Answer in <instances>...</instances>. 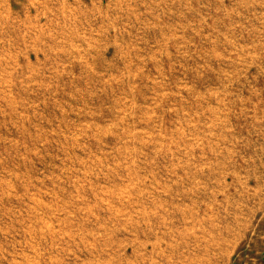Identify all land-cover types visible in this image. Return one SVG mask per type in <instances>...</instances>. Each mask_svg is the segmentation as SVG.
<instances>
[{
    "label": "rangeland",
    "instance_id": "rangeland-1",
    "mask_svg": "<svg viewBox=\"0 0 264 264\" xmlns=\"http://www.w3.org/2000/svg\"><path fill=\"white\" fill-rule=\"evenodd\" d=\"M100 1L0 6V264H264L256 0Z\"/></svg>",
    "mask_w": 264,
    "mask_h": 264
},
{
    "label": "crops",
    "instance_id": "crops-1",
    "mask_svg": "<svg viewBox=\"0 0 264 264\" xmlns=\"http://www.w3.org/2000/svg\"><path fill=\"white\" fill-rule=\"evenodd\" d=\"M15 4L14 14L16 16V23L22 27L28 24L34 26L35 29L43 25L42 19L47 22H51L52 25L57 21V18H61V22L67 19V16L73 15L70 12L64 13V9L67 8L73 10V13L78 15L80 13L85 14L86 3L92 5L101 4L100 0H13ZM12 0H0V6L2 5L7 11L10 10V6L13 3ZM260 8V9H259ZM260 10L261 20L264 19V0H256V11ZM9 12V11H8ZM61 13H64L61 15ZM78 22L83 19L78 17ZM77 28V27H76ZM264 28V24L262 25ZM262 48L264 47V41L261 42Z\"/></svg>",
    "mask_w": 264,
    "mask_h": 264
}]
</instances>
